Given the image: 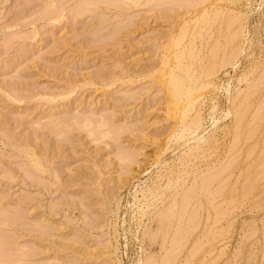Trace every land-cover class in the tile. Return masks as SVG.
Wrapping results in <instances>:
<instances>
[{
  "label": "rangeland",
  "instance_id": "1",
  "mask_svg": "<svg viewBox=\"0 0 264 264\" xmlns=\"http://www.w3.org/2000/svg\"><path fill=\"white\" fill-rule=\"evenodd\" d=\"M168 55L214 69L198 128L167 118ZM263 73L264 0H0V264H264Z\"/></svg>",
  "mask_w": 264,
  "mask_h": 264
},
{
  "label": "bare ground",
  "instance_id": "2",
  "mask_svg": "<svg viewBox=\"0 0 264 264\" xmlns=\"http://www.w3.org/2000/svg\"><path fill=\"white\" fill-rule=\"evenodd\" d=\"M204 8V7H203ZM213 10V9H212ZM203 11V10H202ZM217 11V10H216ZM205 12V11H204ZM214 11H212V13H213ZM216 13L217 12H215V15H216ZM200 15V14H199ZM209 15V14H208ZM202 16V15H201ZM203 17L204 16H202V19H203ZM216 17V16H215ZM217 18V17H216ZM233 18V17H232ZM198 19V18H197ZM200 19V18H199ZM222 20V19H221ZM195 21H197V20H195ZM209 21V20H208ZM218 21V20H217ZM230 21V20H229ZM199 23V22H198ZM200 23H201V20H200ZM199 23V24H200ZM202 23H204V22H202ZM209 25H210V22H209ZM239 25V24H238ZM237 25V26H238ZM217 27V26H216ZM219 27V26H218ZM226 27H228L227 25H226ZM230 27V26H229ZM180 28V27H179ZM182 28V27H181ZM180 28V29H181ZM238 28V27H237ZM182 29H184V28H182ZM201 29V28H200ZM240 29V28H239ZM239 29H237L238 30V33H239ZM179 30V29H178ZM202 30V29H201ZM233 30V29H232ZM236 30V29H235ZM236 30V31H237ZM186 32V30L184 31V30H181V32ZM182 32V34L180 33V32H178V34L180 33L182 36H184L185 34ZM241 32V31H240ZM235 33V32H234ZM233 33V35H232V37L231 38H229L228 39V43H226L225 41V43L226 44H228V46H230L231 44L233 45L234 44V42H235V38H236V36H237V32H236V34H234ZM177 34V35H178ZM181 35H179L180 36V38L178 37V40L180 39V40H183V39H181ZM186 36V35H185ZM177 37V36H176ZM175 37V38H176ZM183 38H185V37H183ZM210 38V37H209ZM217 39V38H216ZM177 41V40H176ZM217 41V40H216ZM179 42V41H178ZM183 42V41H182ZM176 43V42H175ZM182 44V43H181ZM218 44V43H217ZM230 44V45H229ZM177 45H178V43H177ZM215 45V44H214ZM211 46V45H210ZM225 46V45H224ZM228 46L226 45L225 47H227L228 48ZM216 47V46H215ZM221 47V46H220ZM224 47V48H225ZM231 47V46H230ZM167 48V47H166ZM165 48V49H166ZM227 48L225 49L226 51V53H224L225 55L227 54L228 55V53H227ZM234 48V47H233ZM235 48H237V47H235ZM234 48V49H235ZM212 49L213 50H211V51H213L212 53L211 52H209V54L208 55H210L211 57H212V55L214 54V57H212V58H214L215 59V55H216V53H214V49L215 48H213L212 47ZM234 49H232L233 51H234ZM168 50L170 51L171 50V47H170V49L168 48ZM168 50H166V51H168ZM210 50V49H209ZM216 50V49H215ZM221 51H223V49H220ZM231 50V49H230ZM180 51H182V49H180L179 50V53H177V51H175L174 53L175 54H177L176 56L174 55V53H173V55H174V57L172 56V57H170L169 55V58L166 60V61H162V64L163 65H165V67H168L169 66V68H167L168 70H165L166 72H164L163 70H162V73H163V75H165V77H167V78H169V83H167L168 85L166 86H164V92H165V100H166V108H167V118L168 119H170L171 117V119L170 120H172V122L174 121H176V120H178L179 118V120H180V122H181V128L182 129H180V131L182 130V131H186V130H191V128L192 127H194V126H197L198 124L197 123H199L198 122V120H199V118L201 117H199V118H197V116L199 115V111L197 112L198 113V115H196V111H195V113H194V111H193V113L195 114H193L192 116L193 117H191V116H189V117H191V118H189L188 117V120L187 121H184V118H186L187 116H185V115H187L188 113V109H187V107L186 106H189V105H191L192 104V102H194L197 98H200V97H198V96H200L198 93L201 91V89L203 90L204 88L206 89L211 83H212V79H211V77L213 76V74L215 75V73H214V69L212 70H210L209 68H207V69H205L204 70V72H203V78L202 77H197L198 79H202V81L201 80H199L198 81V79H196L195 77L194 78H192V74L190 73V75H191V77H190V75L188 76L189 77V79L187 78L186 80H182V78L184 77V75H183V77H179V76H177L176 75V73H175V69H176V71H177V68L178 67H176L177 65H173V58L177 61L176 63L177 64H179L178 62H179V60H181V59H184V58H182V57H185V55L183 54V53H180ZM185 51V50H184ZM183 51V52H184ZM186 51H187V49H186ZM185 51V52H186ZM218 51V49L216 50V52ZM172 52V51H171ZM191 52V51H190ZM189 52V53H190ZM231 52V51H230ZM170 53V52H169ZM188 55H189V53L188 52H186ZM211 53V54H210ZM221 53V52H220ZM235 52H233V54H234ZM187 54H186V56H187ZM223 54V53H222ZM224 54H223V56H224ZM167 55V54H166ZM191 55V56H190ZM189 56H190V58H192V52H191V54H190ZM234 55H236V54H234ZM233 55V56H234ZM165 56V55H164ZM168 56H166V57H168ZM189 56H188V58H189ZM229 56V55H228ZM205 57V56H204ZM209 57V56H208ZM165 58V57H164ZM172 58V59H171ZM211 58V59H212ZM231 58V57H230ZM235 58V57H234ZM166 59V58H165ZM186 59V58H185ZM184 59V60H185ZM195 59V58H194ZM193 59V60H194ZM226 59V58H225ZM224 59V60H225ZM161 60V59H160ZM174 60V61H175ZM190 60V59H189ZM187 61V62H190V61ZM221 60V59H220ZM219 60V61H220ZM223 60V61H224ZM228 60H229V57H228ZM231 60V59H230ZM182 61V60H181ZM198 61H199V59H198ZM197 61V62H198ZM209 61V60H208ZM223 61L221 60V62L220 63H222L223 64ZM185 62V61H184ZM186 62V63H187ZM207 62V61H206ZM225 62H229V61H227V60H225ZM224 62V63H225ZM185 63V64H186ZM160 64H161V61H160ZM161 64V66L164 68V66ZM175 64V63H174ZM180 64H181V62H180ZM184 64V65H185ZM190 64V63H189ZM201 64V63H200ZM213 64H214V62H213ZM212 64V65H213ZM203 65V64H202ZM205 65V64H204ZM207 65V64H206ZM219 65H221V64H219ZM174 66H175V68H174ZM178 66H180V65H178ZM182 66V68H181V70H183V67H184V69L185 68H190V66L189 67H185V66H183V65H181ZM187 66V65H186ZM223 66V65H222ZM205 67V66H204ZM207 67V66H206ZM210 67V66H209ZM212 67V66H211ZM163 68H160V70H159V72L161 71V69H163ZM214 68V67H213ZM188 69H185V70H183L185 73H188L187 72V70ZM158 70V69H157ZM191 70V69H190ZM180 71V70H179ZM192 71V70H191ZM190 71V72H191ZM262 71V70H261ZM158 72V71H157ZM157 72H155L156 74H157ZM158 72V75L156 76V78H159V79H163L164 80V78L163 77H158V76H160V73ZM181 72V71H180ZM183 72V73H184ZM193 72V71H192ZM162 73H161V75H162ZM155 74V75H156ZM263 75H264V73H263ZM262 75V76H263ZM201 76V75H200ZM210 76V79L211 80H209L208 79V77ZM258 76H260V75H258ZM261 76V77H262ZM186 77H187V75H186ZM259 78V79H255L256 80V82H255V80H254V82L255 83H257V81L259 82V83H257V85H259V84H261L262 82H263V79L262 78ZM154 78H155V76H154ZM166 78V79H167ZM205 78H206V80H205ZM212 78H215V76L214 77H212ZM184 79V78H183ZM204 79V80H203ZM158 81H160V80H158ZM167 81V80H166ZM168 82V81H167ZM254 83V84H255ZM165 84V83H164ZM213 84V83H212ZM252 84V83H251ZM249 85V84H248ZM211 86V85H210ZM209 86V87H210ZM163 87V86H162ZM213 87V86H212ZM252 87V86H251ZM251 87H248V90H250L251 91V94H249L250 93V91H248L247 93H248V95H243V101H242V99H240L241 101H240V103L238 104V105H240V107H241V109H239V107H238V109H235L236 111L235 112H233V117H234V119H235V124L236 125H234V127H235V129H237V131H235L236 132V135L235 136H241V134H242V129H243V126L246 124V122H245V120H246V118H247V107H246V105L244 104L243 105V102L244 101H247V99L249 98V95H253L254 94V91H256L255 89H254V85H253V90H251L250 88ZM204 89V90H205ZM260 89V88H259ZM259 91V90H258ZM202 92H204V91H202ZM240 92V91H239ZM246 93V92H245ZM200 94H201V92H200ZM240 94H241V92H240ZM201 96H203L202 94H201ZM248 97V98H247ZM247 98V99H246ZM198 100V99H197ZM196 102V101H195ZM199 102V101H198ZM197 102V103H198ZM194 104V103H193ZM192 104V105H193ZM196 104V103H195ZM194 104V105H195ZM199 104H201V103H199ZM260 105H262V104H260ZM242 106H244L243 107V109H242ZM189 108V107H188ZM192 109V108H191ZM259 109V108H258ZM261 109V108H260ZM263 109V108H262ZM195 110H196V108H195ZM262 111H264V110H262ZM254 112V111H253ZM252 112V113H253ZM260 112V111H259ZM177 113L179 114L178 116H177ZM201 114V113H200ZM254 114V113H253ZM259 114V113H258ZM264 114V113H263ZM173 115V116H172ZM189 115V114H188ZM191 115V114H190ZM176 116H177V118H176ZM257 116V115H256ZM262 116V115H261ZM258 117V116H257ZM176 118V120H174ZM252 119V122H253V120L255 121V119H256V117H254V119H253V117H251ZM258 118H260V116L258 117ZM182 119V120H181ZM89 122V121H88ZM86 123L85 122V126H87V124H89V123ZM177 122H179V121H176V123ZM257 122V121H256ZM245 123V124H244ZM248 123V122H247ZM83 125H84V122L82 123ZM81 124V125H82ZM91 124V123H90ZM82 125V126H83ZM104 126L105 124H100V125H98V126ZM254 125V124H253ZM84 126V127H85ZM97 126V127H98ZM99 128V127H98ZM98 128H96V129H98ZM101 128V127H100ZM195 128H198V126L197 127H195ZM195 128H194V131H195ZM250 128V127H249ZM255 128V127H254ZM65 130H68V129H65ZM255 130V129H254ZM95 131V130H94ZM110 131H112V130H110ZM64 133H65V131H63ZM62 131H61V133H63ZM68 132V131H67ZM245 132V131H244ZM99 133V132H98ZM103 133H104V131H103ZM182 133V132H181ZM66 134V133H65ZM105 134V133H104ZM101 135V134H100ZM182 135V134H181ZM181 135H180V137H181ZM242 135H244V134H242ZM252 135V134H251ZM179 137V138H180ZM182 138V137H181ZM179 140V139H178ZM236 140H237V138H236ZM244 140V139H243ZM211 141V140H210ZM246 141V140H245ZM237 143L238 144H240V143H242V140H241V138L239 139V141H237ZM206 145H208V142L205 144V147H206ZM236 145V144H235ZM231 146V145H230ZM202 147H200V149H201ZM209 148V147H208ZM231 148V147H230ZM251 148V147H250ZM206 149L207 148H202V150H201V153H202V159L204 158V157H206L207 156V154H205V152H204V150L206 151ZM234 150V149H233ZM232 150V151H233ZM249 154V153H248ZM125 155V154H124ZM126 156V155H125ZM128 156V155H127ZM196 156H197V154H196ZM196 156H194V157H196ZM130 157V156H129ZM129 157H128V159H129ZM208 157V156H207ZM206 157V158H207ZM122 158V157H121ZM125 158V157H124ZM131 158V157H130ZM209 158V157H208ZM232 158V157H231ZM197 159V158H196ZM261 159V158H260ZM264 159V158H263ZM129 161V160H128ZM234 162V161H233ZM253 164V163H252ZM260 166V165H259ZM225 167H228V165L227 166H225ZM224 167V168H225ZM223 168V169H224ZM256 168V167H255ZM259 168V167H258ZM222 169V168H221ZM246 169V168H245ZM219 170V169H218ZM225 170V169H224ZM224 170H222V171H224ZM227 170H228V168H227ZM250 170V169H249ZM246 171V170H245ZM263 172H264V170H262ZM242 172V171H241ZM251 172V171H250ZM263 172H261V173H263ZM210 173V172H209ZM222 173V172H221ZM246 174V173H245ZM264 174V173H263ZM263 174H260L261 176L263 175ZM214 175V174H213ZM217 175V174H216ZM219 175H221V174H219ZM218 176V175H217ZM252 176V175H251ZM255 176V175H254ZM174 177V176H173ZM224 177H226V176H224ZM222 178V180H223V177H221ZM220 178V179H221ZM236 178V177H235ZM247 178V177H246ZM258 178V177H257ZM174 179H177V178H175L174 177ZM216 179V178H215ZM249 179V178H248ZM178 180V179H177ZM177 180H174V181H177ZM257 180V179H256ZM169 181H172V182H174L173 181V179L172 178H169V180L167 181L168 183H169ZM213 181V178H212V175L211 174H205V175H203L202 177H201V182H199V183H202V185H201V193H204V192H207V194H211V195H213V193L211 192L212 190H214L215 191V193H214V195L215 194H217V193H220V192H217L216 193V191L217 190H215V189H211L210 190V183ZM217 181H219V180H217ZM223 181H225V180H223ZM253 181V180H252ZM260 181V180H259ZM261 181H263V180H261ZM178 182V181H177ZM175 184H176V182H174ZM214 183V182H213ZM223 182H221V184H222ZM248 183H250V182H248ZM169 184H171V183H169ZM169 184L167 185V188L169 187ZM173 184V183H172ZM172 184L170 185V186H172ZM216 184V183H215ZM245 184H247V180H245ZM245 184H243V187L244 186H246ZM252 184V183H251ZM174 185V184H173ZM220 185V184H219ZM194 186V185H193ZM216 186H218V185H216ZM222 186V188H223V185H221ZM190 187H192V186H190ZM241 187H242V184H241ZM172 188H173V186H172ZM193 188V187H192ZM195 188V187H194ZM220 187H218V189H219ZM221 188V189H222ZM245 188V190H242L245 194H246V191L247 190H249V189H247L248 188V185L246 186V187H244ZM258 188V187H257ZM189 189V188H188ZM230 189V188H229ZM251 189V188H250ZM225 190V189H224ZM223 191V190H222ZM240 191V190H239ZM188 192V191H187ZM192 193V192H191ZM229 193V192H228ZM236 193V192H235ZM205 194V193H204ZM227 194V193H226ZM241 194H243L242 192H241ZM198 195H199V191H198ZM203 195V194H202ZM219 195V194H218ZM221 195V194H220ZM219 195V196H220ZM261 195V194H260ZM218 196V197H219ZM245 196V195H244ZM213 198H214V196H212ZM212 197H210V198H212ZM185 198V197H184ZM257 198V197H256ZM187 198H185V200H186ZM189 199V198H188ZM188 199L186 200L187 202H188ZM230 200V199H229ZM174 201V200H173ZM184 201V200H183ZM240 201V200H239ZM175 202V201H174ZM173 202V203H174ZM187 202H183L184 204L185 203H187ZM214 202V201H213ZM172 202H171V206L172 205H174ZM224 203V202H223ZM230 203V202H229ZM186 205V204H185ZM184 205V206H185ZM208 205V204H207ZM210 205V204H209ZM221 205V204H220ZM226 205V204H225ZM182 206V205H181ZM228 206H229V204H228ZM173 208H174V206H173ZM183 208V207H182ZM214 208V207H213ZM168 210L167 211H169V209H170V207L169 208H167ZM199 209V208H198ZM220 209V208H219ZM171 210H173V209H171ZM218 210V209H217ZM221 210V209H220ZM225 210V209H224ZM174 211V210H173ZM175 212V211H174ZM228 212V211H227ZM163 213V212H162ZM167 213V212H166ZM166 213H164V215H166ZM171 212H169V214H168V218H166V217H162L161 218V216H159L160 217V219L161 220H159L158 222H163V223H165V219H167V220H169V218H171L172 217V214H170ZM196 213V212H195ZM219 213V212H218ZM160 214V213H159ZM214 214V213H213ZM171 215V216H170ZM174 215V214H173ZM215 215V214H214ZM156 216V215H155ZM157 218H158V216H156ZM177 217V216H176ZM191 217H193V215L191 216ZM224 217V216H223ZM173 218V217H172ZM171 218V219H172ZM195 218V217H194ZM159 219V218H158ZM192 220V219H191ZM154 221V220H153ZM168 222V221H167ZM155 223H156V221H155ZM165 224H167V223H165ZM164 224V226H162L161 227V229H160V231H159V234L162 236V235H164L165 236V234L167 233L166 231V227H168V225H165ZM163 225V224H162ZM177 226H179V225H177ZM155 227V226H154ZM177 228V227H176ZM183 228V227H182ZM154 230V229H153ZM178 230V231H177ZM179 230H181V229H179V228H177L176 229V231H177V233L178 232H181V231H179ZM213 230V229H212ZM152 232V231H151ZM157 232V231H156ZM166 232V233H165ZM174 232H175V230H174ZM182 233V232H181ZM185 233V232H184ZM154 234V232L152 233V235ZM176 234V233H175ZM206 234V233H205ZM211 234V233H210ZM218 234V233H217ZM155 235V234H154ZM178 235V234H177ZM180 235V234H179ZM179 235H178V237L177 238H179ZM209 235V234H208ZM146 236H147V234H146ZM145 236V237H146ZM184 236V235H183ZM182 237V236H181ZM152 239H153V237H151ZM164 238V237H163ZM177 238L175 239L176 241H177ZM146 239V238H145ZM212 239V238H211ZM176 241H173V242H175L176 243ZM180 240H178L177 242H179ZM172 242V243H173ZM211 243V242H210ZM179 244V243H178ZM177 243H176V245H178ZM207 244V243H206ZM174 245V244H173ZM172 245V246H173ZM180 246V245H179ZM176 247V246H175ZM171 248V247H170ZM176 248H178V246L176 247ZM200 248V247H199ZM172 249V248H171ZM181 249V248H180ZM173 251H174V249H172ZM172 250H170V251H172ZM177 250V249H176ZM176 250H175V252H176ZM22 255V254H21ZM171 255V254H170ZM172 255H173V253H172ZM24 256V255H23ZM177 256V255H176ZM170 259V258H169ZM148 261V260H147ZM172 261H174V260H172ZM146 262V261H145ZM147 264H151V263H147Z\"/></svg>",
  "mask_w": 264,
  "mask_h": 264
}]
</instances>
